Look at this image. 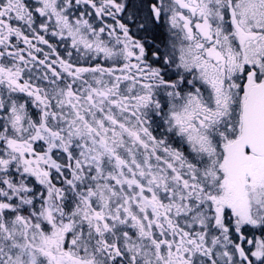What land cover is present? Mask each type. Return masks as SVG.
<instances>
[{
  "label": "snow or ice",
  "instance_id": "snow-or-ice-1",
  "mask_svg": "<svg viewBox=\"0 0 264 264\" xmlns=\"http://www.w3.org/2000/svg\"><path fill=\"white\" fill-rule=\"evenodd\" d=\"M0 264H264V0H0Z\"/></svg>",
  "mask_w": 264,
  "mask_h": 264
}]
</instances>
